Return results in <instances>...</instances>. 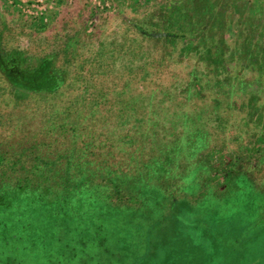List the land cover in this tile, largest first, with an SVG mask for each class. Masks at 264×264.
<instances>
[{"label": "rangeland", "instance_id": "1", "mask_svg": "<svg viewBox=\"0 0 264 264\" xmlns=\"http://www.w3.org/2000/svg\"><path fill=\"white\" fill-rule=\"evenodd\" d=\"M194 1V21L254 18L255 4L258 15L264 10V0H0L5 67L23 80L43 64L57 84L51 93L28 91L0 75V110L72 100L108 112L149 77L151 59L179 46L146 37L176 28ZM105 130L114 137L118 129ZM257 135L238 134L250 146ZM226 168L237 177L212 178L196 165L164 191L150 179L153 187L138 193L142 180L116 177L106 192L52 190L40 206L0 208V264H264V166L245 158ZM128 182L131 196L112 188Z\"/></svg>", "mask_w": 264, "mask_h": 264}, {"label": "trees", "instance_id": "2", "mask_svg": "<svg viewBox=\"0 0 264 264\" xmlns=\"http://www.w3.org/2000/svg\"><path fill=\"white\" fill-rule=\"evenodd\" d=\"M253 8L254 18L194 21V1L176 28L146 37L179 46L151 59L149 77L130 88L128 99L109 103L108 112L95 114L72 100L0 110V208L40 206L52 190L106 192L116 177L142 180L143 193L153 187L150 179L168 190L196 165L212 178L235 175L226 167L245 158L264 166V10ZM2 53L0 75L10 86L54 92L43 64L20 80ZM107 126L118 129L114 137ZM241 130L259 132L254 145L242 141ZM112 188L131 196L129 182Z\"/></svg>", "mask_w": 264, "mask_h": 264}, {"label": "crops", "instance_id": "3", "mask_svg": "<svg viewBox=\"0 0 264 264\" xmlns=\"http://www.w3.org/2000/svg\"><path fill=\"white\" fill-rule=\"evenodd\" d=\"M201 237H204L203 234H201ZM231 248V247H228ZM225 255L222 254H217L216 260H221L222 257H224Z\"/></svg>", "mask_w": 264, "mask_h": 264}]
</instances>
